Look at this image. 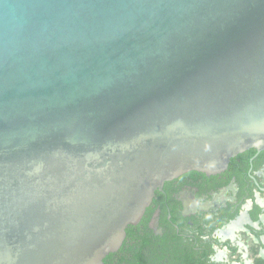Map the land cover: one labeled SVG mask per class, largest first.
Returning a JSON list of instances; mask_svg holds the SVG:
<instances>
[{"label": "water", "instance_id": "1", "mask_svg": "<svg viewBox=\"0 0 264 264\" xmlns=\"http://www.w3.org/2000/svg\"><path fill=\"white\" fill-rule=\"evenodd\" d=\"M264 150V0H0V264H104L157 189Z\"/></svg>", "mask_w": 264, "mask_h": 264}, {"label": "flooded vegetation", "instance_id": "2", "mask_svg": "<svg viewBox=\"0 0 264 264\" xmlns=\"http://www.w3.org/2000/svg\"><path fill=\"white\" fill-rule=\"evenodd\" d=\"M134 226L147 264H264V150L239 153L217 174L166 181Z\"/></svg>", "mask_w": 264, "mask_h": 264}, {"label": "trees", "instance_id": "3", "mask_svg": "<svg viewBox=\"0 0 264 264\" xmlns=\"http://www.w3.org/2000/svg\"><path fill=\"white\" fill-rule=\"evenodd\" d=\"M135 228H136V226H134V225H130L127 228V237L124 240L121 248L119 249L121 252H123V254L117 260L118 262L115 264H147L145 262V259L148 258L150 255L147 254L146 252L142 251L143 249L141 248V247L145 246L147 243L143 242L139 239V237L137 235L138 231ZM112 254H114V253H111L105 257L104 264H113L112 259L110 258V256ZM127 256H128V259H127ZM129 259H133V260L136 259V260L130 261Z\"/></svg>", "mask_w": 264, "mask_h": 264}]
</instances>
